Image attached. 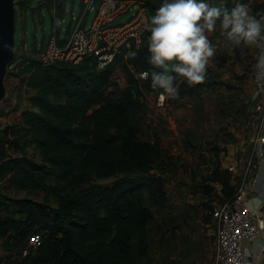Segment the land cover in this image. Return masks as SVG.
<instances>
[{
  "label": "trees",
  "instance_id": "obj_1",
  "mask_svg": "<svg viewBox=\"0 0 264 264\" xmlns=\"http://www.w3.org/2000/svg\"><path fill=\"white\" fill-rule=\"evenodd\" d=\"M147 3L152 15L151 2ZM210 3L228 8L235 4ZM260 9L261 5L255 16ZM149 35L148 29L133 50L135 57L118 56L104 69H98L93 59L45 64L37 55L40 49L36 57L22 53L25 63L14 62L19 69L12 75L22 77L33 93L30 106L22 111L23 126L15 123L5 129L14 128L16 143L24 130L27 141L22 143H33L41 160L10 154L0 133V181L22 190H44L57 199V205L46 210L32 198L0 191L2 245L24 255L25 264H149L156 229L147 201L160 206L166 194L163 176L153 172L164 159L160 140L153 142L139 133L147 110L146 92H163L151 87L154 66L148 62ZM117 63L126 73L127 84L121 91H109ZM138 71L149 75L141 79ZM175 82V97L193 95L203 84L189 85L182 77ZM118 173L125 175L112 184L82 188L94 177ZM209 178L222 184L226 199L234 196L240 183L237 176L233 183L231 171L220 160ZM34 232L41 233V242L24 254Z\"/></svg>",
  "mask_w": 264,
  "mask_h": 264
},
{
  "label": "rangeland",
  "instance_id": "obj_2",
  "mask_svg": "<svg viewBox=\"0 0 264 264\" xmlns=\"http://www.w3.org/2000/svg\"><path fill=\"white\" fill-rule=\"evenodd\" d=\"M47 1L15 0L13 63H25L22 53L27 57H36V51L41 49L43 43H47L51 34L60 29L64 35L71 25L72 16H78L82 10V0H59L62 9L57 5L56 10ZM211 1L221 5L246 3L253 14L261 5V0ZM59 13L61 15L57 24ZM132 14L133 10L128 11L119 16L117 21L124 22ZM94 15V11L88 13L87 26L92 23ZM208 37L215 51L206 66L201 90L193 95L181 96L177 102H173L174 97L167 95L164 104L167 101L169 105L178 103L175 108L178 109L170 111L166 108L165 114L160 115L162 122L157 125L148 122L146 113L141 117V137L153 142L158 138L161 140L159 149L164 159L161 167L153 169V172L163 176L166 189L165 199L160 206L147 201L154 213L153 225L156 229V241L149 264H216L215 212L226 197L222 194V184L209 177L219 160L227 168L229 164L226 161L231 159L226 160V156L234 144L239 143V140H247L246 123L252 122L249 112L254 104L249 86L256 69L258 47L241 44L237 48L234 42L224 38L219 22L216 29L208 33ZM115 68L109 91H121L127 84L122 65L117 63ZM5 86L6 94L0 102V133L4 135L2 145L12 155L28 154L40 161L41 155L35 145L30 142L23 144L27 141L24 130L19 133L21 141L16 143L14 128L5 129L15 123L23 126L22 111L30 106L33 90L22 77L10 73L6 74ZM145 96L148 100L150 92H146ZM170 116L176 118L174 123L169 121ZM236 173L231 172L233 183L237 182ZM123 175L125 173L94 177L82 188H87L91 183L112 184ZM50 182L54 183L55 180ZM208 183L214 186L211 192L204 186ZM0 191L15 197L32 198L46 210L57 205L55 195L44 190H22L10 187L7 181H0ZM4 240V237H0V264H25L24 255L3 247ZM25 247H29L27 242Z\"/></svg>",
  "mask_w": 264,
  "mask_h": 264
},
{
  "label": "built area",
  "instance_id": "obj_3",
  "mask_svg": "<svg viewBox=\"0 0 264 264\" xmlns=\"http://www.w3.org/2000/svg\"><path fill=\"white\" fill-rule=\"evenodd\" d=\"M159 5L162 0H156ZM132 16L124 22H115L117 17L128 11ZM94 11L92 23L87 26L89 12ZM151 13L147 0H83L78 16H72L67 36L59 42L56 30L38 51L39 59L50 64L54 62L80 63L93 59L98 69L116 63L118 56L127 58L126 53L138 48L144 33L151 22ZM264 22V0L256 16ZM257 59L261 49L257 50ZM17 63L11 62L7 74L18 71ZM145 72L137 75L145 79ZM255 91L253 93V112L251 120L255 128L249 137L251 148L245 161L243 176L233 197L225 199L215 212V260L216 264H248L244 241H254L264 231V215L259 208L250 205V193L264 201V75L253 73ZM167 94H158L159 102L164 104ZM261 146L263 148L261 149ZM231 172H237L236 165H228ZM256 173L252 179V170ZM236 170V171H235ZM41 242V233L34 232L28 237L30 247Z\"/></svg>",
  "mask_w": 264,
  "mask_h": 264
},
{
  "label": "clouds",
  "instance_id": "obj_4",
  "mask_svg": "<svg viewBox=\"0 0 264 264\" xmlns=\"http://www.w3.org/2000/svg\"><path fill=\"white\" fill-rule=\"evenodd\" d=\"M218 21L223 35L235 45H255L261 49L255 68L264 75V22L246 3L236 2L228 8L216 6L210 0H162L148 25L153 89H162V96L175 97L178 77L189 85L205 79L206 66L215 51L208 33L216 29ZM126 55L135 57L137 52L129 51Z\"/></svg>",
  "mask_w": 264,
  "mask_h": 264
},
{
  "label": "crops",
  "instance_id": "obj_5",
  "mask_svg": "<svg viewBox=\"0 0 264 264\" xmlns=\"http://www.w3.org/2000/svg\"><path fill=\"white\" fill-rule=\"evenodd\" d=\"M154 1H156V0H154ZM59 2H60L59 0L58 1L57 0H48L47 1V3H49L50 6L52 5L51 7L54 6L55 10L57 9V7H55V6H57L59 4ZM82 7H83V0H82ZM60 8L62 9V6ZM60 15H61V13H59L57 15V19H56L57 24L59 22L58 18ZM117 19H118V17H117ZM117 19L115 20V22H118ZM69 28H70V25L68 26L66 33L64 35H62L60 32V29H58L59 42H63V40L65 39V37L68 34ZM23 52H27V51L23 50ZM249 90L251 92L250 95H251L252 101H253V93L255 91L254 79L251 80V82H250ZM158 94L159 93H156L153 91L150 92L149 99L147 100V110L144 112V113H146V116L148 117V122L152 123L151 125H157V124L162 122V117L160 115L162 113L165 114L166 108H169L170 111L172 109H174V111H176L178 109V108L175 109L177 107L178 103L173 104V105L172 104L169 105L168 101H167L166 104L161 105V103L159 102V99H158ZM178 100H179V97H174L173 102H177ZM253 103H254V101H253ZM252 112H253V108L249 112L250 117H251ZM157 119H160V120H157ZM168 119L171 123H174L176 120V118H173V116L168 117ZM246 126L248 127L247 131H246L247 132V137H246L247 140L246 141L244 139L242 141L239 140V143L234 144L232 149L230 148V151H229L230 154H228L226 156V160L231 159V161H226L227 164L236 165V167H237L236 176L238 178H240V180L243 176V170H244L245 161H246L245 158H247L249 150L251 148V143L249 141V137L251 136V133L253 132V130L255 128V124L253 123V121L252 122L250 121V122L246 123ZM250 131H252V132L250 133ZM158 139L160 140V138H158ZM160 142H161V140H160ZM246 143H247V151H248L247 153H246ZM223 167H226V165H223ZM256 171H257L256 168H254L252 170V173H251L252 179H253ZM250 196H251L250 197V205L252 207L259 208V211H261L264 215V201H261L257 196H255L252 193H250ZM244 248H245L246 255L248 257V264H264V231H261L259 233L258 237L254 241L245 240L244 241Z\"/></svg>",
  "mask_w": 264,
  "mask_h": 264
},
{
  "label": "water",
  "instance_id": "obj_6",
  "mask_svg": "<svg viewBox=\"0 0 264 264\" xmlns=\"http://www.w3.org/2000/svg\"><path fill=\"white\" fill-rule=\"evenodd\" d=\"M150 7L154 14L159 4L153 1L150 3ZM15 23V0H0V102L6 94L5 77L7 67L15 59ZM204 186L210 192L214 189V186L209 183Z\"/></svg>",
  "mask_w": 264,
  "mask_h": 264
}]
</instances>
